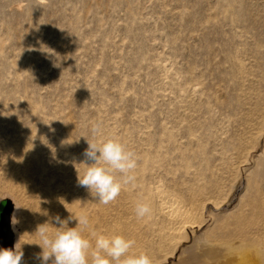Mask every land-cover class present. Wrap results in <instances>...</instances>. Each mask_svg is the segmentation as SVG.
Here are the masks:
<instances>
[{
    "label": "rangeland",
    "instance_id": "1",
    "mask_svg": "<svg viewBox=\"0 0 264 264\" xmlns=\"http://www.w3.org/2000/svg\"><path fill=\"white\" fill-rule=\"evenodd\" d=\"M262 136L264 0H0V202L16 204L0 248L18 243L21 264H41L34 233L56 215L86 214L93 241L118 232L147 254L168 220L166 190L213 196L222 207L200 216L213 217L210 238L261 234ZM108 138L137 168L105 205L77 176L88 142ZM138 202L151 209L143 218Z\"/></svg>",
    "mask_w": 264,
    "mask_h": 264
},
{
    "label": "clouds",
    "instance_id": "2",
    "mask_svg": "<svg viewBox=\"0 0 264 264\" xmlns=\"http://www.w3.org/2000/svg\"><path fill=\"white\" fill-rule=\"evenodd\" d=\"M93 131L98 134L99 128ZM83 154L91 163H83L86 167L82 175L78 173L77 181L97 202L107 205L120 195L124 186L134 184L136 154L120 139L88 142ZM150 211L145 202L135 206L138 218L145 217ZM71 220L76 222L75 227L68 226ZM89 225L86 214L70 216L66 220L56 215L51 221L38 225L34 234L39 237L37 245L42 249L38 256L41 264H152L148 254H132L135 241L122 234L95 235L93 241L84 234ZM23 257L18 243L11 248H0V264H21Z\"/></svg>",
    "mask_w": 264,
    "mask_h": 264
},
{
    "label": "bare ground",
    "instance_id": "3",
    "mask_svg": "<svg viewBox=\"0 0 264 264\" xmlns=\"http://www.w3.org/2000/svg\"><path fill=\"white\" fill-rule=\"evenodd\" d=\"M260 133H259V135H260ZM256 134H258V133L256 132ZM253 135H255V134H253ZM262 138H264V137L262 136L261 140H262ZM261 143H263V142L261 141ZM261 143H260V145L258 144L259 146L257 148L262 147ZM249 153L251 154V152H249ZM253 156L254 155H252V157ZM246 158L244 160H246ZM247 161H245V162H247ZM250 162H251V160H250ZM166 191H164V192L167 195H165L164 197H161V198L158 197V199H159V202H160V199H162V202H161L162 204L161 203L160 204L162 205V207L164 206V208L167 209L166 214L168 216L166 219H168V220H166L167 222L162 221L165 224L160 226L159 229H157L158 233L156 232L157 237L155 238L156 244L155 243L153 244L154 241H153V239H152L153 237H152L151 238L152 241H150V240L149 241L152 242L151 247H153V245H154V247L153 248L149 247L150 250L147 249L148 251H146L152 260V264L166 263V260H169L168 258H172V260L170 262L167 261L168 264H264V219H263L262 223H260L262 226V230H263V232L261 234H253V235L252 234H249V235L244 234L241 238L234 237L235 234L232 235V237H234L236 239H234V238H229V239L228 238H226V239L225 238L224 239L223 238H210L209 237L210 234L208 235V232L206 231V229H205V231L203 230V225L206 223L205 225L209 226L207 224V222H210L213 217L211 218L210 216H208V218L207 217L205 218V215H204L205 220L200 221L201 219H203V217H200V216H201V206H205L206 203H209L208 205H210V203H212V201H213V198H212L213 196L211 197L212 201H210L211 198L210 199L207 198L208 201H205V200L202 201L200 199L201 197L199 198L197 196H193L194 194L190 198H186V197L184 198L182 196H179L180 192H178L177 195L175 193H174V195H172L171 192H168V191L166 192ZM169 191H171V190H169ZM175 191H176V189H175ZM173 192L174 191H172V193ZM169 193L172 196L169 195ZM163 194L164 193H162V195ZM159 195H161V193ZM206 196L208 197L209 194ZM218 199H216V200H218ZM260 202H261V200H260ZM250 204H252V203H250ZM261 205H263V204L261 203ZM212 206H213V209L214 208L218 209V208H220L221 205H218V203H216V201H215V204L213 205V203H212ZM239 206L241 207L242 205L240 204ZM240 207H238L239 210H240ZM253 207H254V203H253ZM161 208L160 209L157 208V210L161 211L162 210ZM242 209H243V207H242ZM259 210H261V209H259ZM158 211H157V213H158ZM162 212H165V210ZM237 212H236V214H237ZM159 214H160V212H159ZM244 214H246V213H244ZM251 214H252V212H251ZM162 215H164V214H162ZM231 215H234V213ZM239 215L241 217V213ZM164 216H166V215H164ZM230 216H228V217L230 218ZM232 217H234V216H232ZM258 217H259V215H258ZM157 219H159V218H157ZM157 219H156V222H157ZM232 219H235V218H232ZM237 220H239V219L237 218ZM245 220H248V219H245ZM232 221H234V220H232ZM235 221H236V219H235ZM158 222L160 223V221H158ZM238 222H240V221H238ZM202 223H204V224L202 225ZM231 223L232 222H230V224ZM133 224H134V222H133ZM245 224L241 225V226L244 227ZM156 225H158V224H156ZM159 225H161V224H159ZM247 225H248V222H247ZM12 226H13V223H12ZM228 226H229V224H228ZM210 227H211V224H210ZM122 228H124V227H122ZM122 228H120V229H122ZM213 228H215V227H213ZM124 230H125V228H124ZM116 231H119L118 228ZM213 231H215V230H213ZM122 232H124V231H122ZM240 232H241V230H240ZM116 233L119 234L118 232H116ZM212 233L216 234L217 231L212 232ZM125 234H126V231H125ZM152 234L154 236L153 231H152ZM218 234H219V232H218ZM218 236H220V235H218ZM150 242H149V244H150ZM148 246H150V245H148ZM144 249H145V247H144ZM139 250H140V248L137 251L135 250L134 252H138ZM134 254H137V253H134ZM158 254H162L164 258L160 259L161 257H158L159 256ZM154 258L157 260L153 261Z\"/></svg>",
    "mask_w": 264,
    "mask_h": 264
},
{
    "label": "water",
    "instance_id": "4",
    "mask_svg": "<svg viewBox=\"0 0 264 264\" xmlns=\"http://www.w3.org/2000/svg\"><path fill=\"white\" fill-rule=\"evenodd\" d=\"M15 209L16 204L11 198H5L0 202V234L7 242L14 238L12 222Z\"/></svg>",
    "mask_w": 264,
    "mask_h": 264
}]
</instances>
